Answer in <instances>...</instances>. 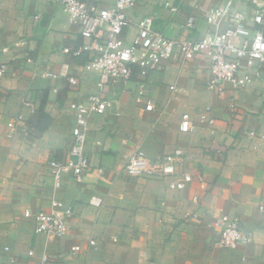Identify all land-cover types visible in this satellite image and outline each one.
Returning a JSON list of instances; mask_svg holds the SVG:
<instances>
[{
	"label": "crops",
	"instance_id": "crops-1",
	"mask_svg": "<svg viewBox=\"0 0 264 264\" xmlns=\"http://www.w3.org/2000/svg\"><path fill=\"white\" fill-rule=\"evenodd\" d=\"M227 4L138 0L128 11L126 34L133 38L138 20L150 15L168 37H203L230 25L228 17L213 25L206 19L210 9ZM254 7L252 0L230 7L244 15L248 34L264 31L253 21ZM87 41L49 0H0V65L7 66L0 76V264H34L44 253L56 264H264V70L251 85L220 93L207 87L209 60L176 54L145 78L152 110L145 97L137 100L135 72L127 86L106 91L114 102L90 118L85 150L91 167L84 180L65 170L63 187L54 190L48 163L67 156L72 144L70 102L96 91L100 79L85 69L86 54L64 51ZM50 72L55 76H46ZM68 75L78 77V90L68 88ZM26 100L33 105L25 106ZM208 106L214 125L200 119ZM41 111L52 117L44 132L36 128ZM185 113L196 125L190 132L179 128ZM18 115L24 119L10 127ZM176 150L183 152L177 176L143 178L124 170L135 152L157 159ZM183 172L194 180L184 190L170 189ZM93 195L102 205L90 204ZM53 198L74 208L67 235L37 234L35 219L24 216L26 208H49ZM222 214L239 218L253 241L234 249L220 245L212 222ZM76 244L80 251L72 250ZM32 249L35 256L29 257Z\"/></svg>",
	"mask_w": 264,
	"mask_h": 264
},
{
	"label": "built area",
	"instance_id": "built-area-1",
	"mask_svg": "<svg viewBox=\"0 0 264 264\" xmlns=\"http://www.w3.org/2000/svg\"><path fill=\"white\" fill-rule=\"evenodd\" d=\"M57 4L67 17L70 24L79 28L80 34L89 41L77 48H65L66 53L74 57L88 56L84 63L87 71L100 76L97 90L81 96L70 102L74 113V125L71 130L72 144L67 156L50 161V175L54 190L64 185V171H70L77 182L84 180L91 160L85 150V142L89 130L90 118L93 114H104L114 102L106 91L114 86H127L136 72L140 77L137 90V100L146 98V109L152 110L154 104L146 96L145 78L150 71L157 68L164 60L171 59L176 54L184 60L203 57L210 62L211 78L207 87L220 93L228 88L239 89L251 85L256 78L263 75L264 70V31L262 28L248 34L245 17L240 13H232L230 7L238 0H228L225 8H212L206 14L209 24H217L224 18H230V25L220 31L209 33L203 37L189 35L186 38H173L155 27L154 17L143 16L136 24L137 33L130 39L126 30L132 22L128 11L133 9L138 0H49ZM255 3L253 21L258 26H264V2L252 0ZM36 19L39 16H35ZM186 26L191 30L195 27V17L188 19ZM6 64L0 65V76L6 73ZM46 76H55L47 73ZM68 88L78 90L80 82L77 76H66ZM25 106H32L31 101H24ZM208 106L201 115V121L210 125L216 123ZM18 115L9 122L10 127L23 120ZM196 127L189 113L183 115L180 130L190 132ZM263 136V135H262ZM264 137V136H263ZM183 157L181 150L165 153L157 159H151L142 153L135 152L126 158L124 170L130 176L143 178H167L178 175V160ZM104 175L105 169L98 168ZM194 177L189 172H183L176 180L169 182L168 187L184 190ZM198 202V197L192 198ZM90 204L100 206L103 199L93 195ZM264 212V204L259 206ZM74 214V208L59 198L50 201V207L33 212L26 208L24 216L35 219L34 231L37 234L67 235L70 232L69 219ZM193 218L201 221L198 213ZM212 227L219 232V244L225 248L234 249L239 245H248L253 241L251 231L246 230L240 219L228 214H222L213 219ZM96 241L90 240L94 245ZM80 244L72 246L73 251H80ZM9 251L8 246L5 247ZM29 257L35 256V251H28ZM34 264H56L54 258L44 253Z\"/></svg>",
	"mask_w": 264,
	"mask_h": 264
},
{
	"label": "trees",
	"instance_id": "trees-1",
	"mask_svg": "<svg viewBox=\"0 0 264 264\" xmlns=\"http://www.w3.org/2000/svg\"><path fill=\"white\" fill-rule=\"evenodd\" d=\"M52 117L45 111H41L36 121V128L40 132H44L51 125Z\"/></svg>",
	"mask_w": 264,
	"mask_h": 264
}]
</instances>
